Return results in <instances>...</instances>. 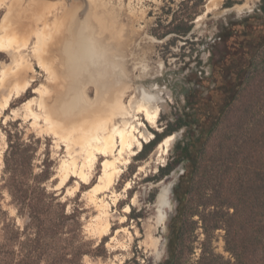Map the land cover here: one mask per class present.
I'll use <instances>...</instances> for the list:
<instances>
[{"label":"rangeland","instance_id":"rangeland-1","mask_svg":"<svg viewBox=\"0 0 264 264\" xmlns=\"http://www.w3.org/2000/svg\"><path fill=\"white\" fill-rule=\"evenodd\" d=\"M180 1L56 0V7L45 13V40L42 45V58L53 66L54 75L42 68L33 55L38 37L34 34L27 36V28L20 27L16 10L0 6V35H5L19 25L11 35L13 39L16 38V42L12 43L15 47L0 51L2 205L10 215L15 214V207L1 179L10 134L14 144L33 141L35 152L31 166L34 172L43 166L50 167L54 175L45 185L65 202L67 211L79 208L86 239H92L94 243L105 239V256H85L84 264H154L162 258L163 235L172 204L170 193L167 195L169 203H165L160 194L165 185L174 182L180 168L158 182L148 181L170 155L175 139L172 135L165 150L157 145L143 160L135 159L141 147L135 148V153L129 158L124 154L123 157L128 158L129 162L117 164L119 171L110 191L94 196L91 188L101 175L103 157L82 168V155L75 141L81 135L80 128L85 127L88 122L86 120L92 118L90 110L94 108L92 104L102 96L104 80L98 77L94 82L80 81L78 96L80 99V91L83 89L82 94L85 93L87 103L80 107L78 103L70 113L62 111V103L71 97L67 90L70 77L65 71L61 48V43L70 39L66 29L78 25L82 34L89 35L95 47L101 46L104 55L109 57L107 60L117 65V82L124 85H116V88L128 89L123 95L124 109L131 110V115L138 118L132 124L139 121L144 123L138 126L145 136L141 139L143 144L154 136V131H161V126L172 119V112L184 103L181 87L187 75L199 67L206 74L209 73L210 55L215 51L218 56L221 50V44L214 47L219 25L229 18H240L252 13L260 0H235L236 3L230 7L225 6L226 0H206L203 11L193 20L188 40L177 39L169 43V37L159 39L154 36L152 30L158 17L163 24H167L170 20L167 12L176 9ZM71 12L74 14L70 15ZM78 76L81 77V74ZM24 85L27 87L22 91ZM137 90L141 93L138 94ZM8 95L10 100L7 106H2ZM136 99L152 102L158 107L155 124L147 123L141 113L132 110ZM113 119L121 123L124 118L116 113ZM72 169H82L85 178L81 181L77 176L70 175ZM131 170L134 172L131 173ZM154 191L155 198L150 202ZM100 198L103 199V206L100 205ZM129 205L141 217L128 219ZM125 207H128L127 211ZM160 208L166 212L165 217ZM17 220L19 224L22 223L19 218ZM105 224H109L108 229H104ZM217 234L219 239L215 242L216 250L227 255L223 250L222 231Z\"/></svg>","mask_w":264,"mask_h":264},{"label":"trees","instance_id":"trees-1","mask_svg":"<svg viewBox=\"0 0 264 264\" xmlns=\"http://www.w3.org/2000/svg\"><path fill=\"white\" fill-rule=\"evenodd\" d=\"M205 1L181 0L167 12V24L158 17L152 34L169 43L188 40ZM219 44L209 73L199 67L187 75L184 103L135 155L143 160L175 135L166 162L148 179L158 182L180 168L170 187L164 254L154 264H264V0L252 13L221 23L214 47ZM34 152L33 141L14 144L8 134L1 179L15 214L3 207L0 191V264H84L85 256L104 257L105 239H86L79 208L67 211L47 189L50 167L34 172ZM139 217L130 206L127 218ZM218 231L227 255L216 250Z\"/></svg>","mask_w":264,"mask_h":264},{"label":"bare ground","instance_id":"bare-ground-1","mask_svg":"<svg viewBox=\"0 0 264 264\" xmlns=\"http://www.w3.org/2000/svg\"><path fill=\"white\" fill-rule=\"evenodd\" d=\"M55 1L56 0H53V2H50V0H0V6L5 5L9 9H13V11L16 10V15L19 19L18 21H20V27L27 28V36L34 34L38 37L35 42V52L33 55L37 59L38 64L48 71L50 75H54V68L47 61L44 62L42 58L44 54L42 45L45 40V13L51 12L52 9L56 7ZM18 5L21 6L17 7ZM94 15L97 17L96 12ZM19 25L15 26L13 30L5 33V35H0V51L15 47L12 43L16 42V38L14 37L13 39L11 35L16 32ZM39 25H41V28H39ZM26 87L27 86L24 85L22 87V91H24ZM101 89L102 96H100L99 99L92 104L94 105V108L90 110V116H92V118L90 120H86L88 122L85 127L80 128L81 135L78 136L77 141H75V143L79 146L78 152L82 155V168L94 163L99 157H103L101 163V175L97 183H95L91 188V192L94 193V196L95 194L110 191L115 181V175L119 171L117 164L128 163L129 156L135 153V148L141 147V139L145 137L143 131L138 129V126H143L144 123L139 121L132 124V122L134 120L136 121L138 118L135 117V115H131V110L124 109L123 95L124 91H127L128 89L125 87L116 88V85L112 81L107 80L102 83ZM9 100L10 95L4 98L2 106H7ZM86 101L87 99L85 98V93H83V106L84 103H87ZM135 103L136 104L132 106V110H135L136 113H141L147 123L151 125L155 124L158 115V107L152 102L149 103L141 99L137 100ZM83 110H85V108H83ZM116 113H120L123 116L124 119H122L121 123H116L114 121L115 119H113V117ZM117 116L118 115H116V117ZM45 119H47V117ZM171 138L172 135L165 137L158 144L159 147L162 148V150H165V146L168 145ZM145 140H147V138ZM124 154H127L128 158H124ZM70 175L77 176V178L81 181L85 178L82 169H72V173ZM127 187H129V185H127ZM166 188L167 185H165L163 192L160 194V198H163L165 203H168V192L166 191ZM99 202L100 205L103 206V199L100 198ZM124 210L127 211L128 207H125ZM108 228L109 224H105L104 229Z\"/></svg>","mask_w":264,"mask_h":264},{"label":"flooded vegetation","instance_id":"flooded-vegetation-1","mask_svg":"<svg viewBox=\"0 0 264 264\" xmlns=\"http://www.w3.org/2000/svg\"><path fill=\"white\" fill-rule=\"evenodd\" d=\"M72 13L73 12H71V14ZM66 30L70 36V39H65L66 41L61 43V48H63V64L65 71L67 76L70 77V79H68L67 90L71 93V97L69 101H64L62 103V111L70 113L73 109H75L78 103H80L79 107L82 104L83 89L80 91V99L78 96V87L80 81L83 80V82H94L98 77H103L102 79L104 81H112L115 85L124 84L117 82V65L113 61L107 60L109 57L108 55H104L100 45H96L97 47H95L90 40L89 35L87 33L86 36L82 34L78 28V25H72L69 30ZM80 74L81 77L78 76ZM98 89H100V87ZM137 91L138 94L141 93L139 92L140 90Z\"/></svg>","mask_w":264,"mask_h":264},{"label":"water","instance_id":"water-1","mask_svg":"<svg viewBox=\"0 0 264 264\" xmlns=\"http://www.w3.org/2000/svg\"><path fill=\"white\" fill-rule=\"evenodd\" d=\"M173 135V139H174V137H175V135L174 134H172ZM173 184V181H171L168 185H167V188H166V191L168 192V193H170V187H171V185ZM168 201H170L169 199H167ZM169 203V202H168ZM160 211H161V214H162V216H166V212L164 211V209L163 208H160Z\"/></svg>","mask_w":264,"mask_h":264}]
</instances>
